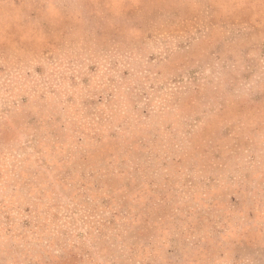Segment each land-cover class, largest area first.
Instances as JSON below:
<instances>
[{"label": "rangeland", "instance_id": "rangeland-1", "mask_svg": "<svg viewBox=\"0 0 264 264\" xmlns=\"http://www.w3.org/2000/svg\"><path fill=\"white\" fill-rule=\"evenodd\" d=\"M0 264H264V0H0Z\"/></svg>", "mask_w": 264, "mask_h": 264}]
</instances>
